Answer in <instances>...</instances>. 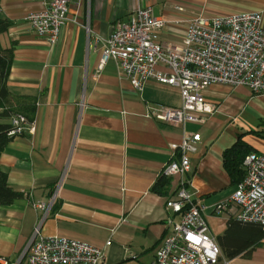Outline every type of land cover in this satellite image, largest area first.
Returning a JSON list of instances; mask_svg holds the SVG:
<instances>
[{"label":"crops","instance_id":"1","mask_svg":"<svg viewBox=\"0 0 264 264\" xmlns=\"http://www.w3.org/2000/svg\"><path fill=\"white\" fill-rule=\"evenodd\" d=\"M138 8L165 21L163 44L178 45L198 16L261 13L264 28V0H73L50 46L25 22L42 9L39 0H0V19L11 23L0 44L13 46L7 88L13 97L35 102L32 132L14 136L0 153V171L24 195L0 208V261H13L40 226L44 237L101 248V264H152L171 215L166 199L180 181L159 182L161 170L178 160L170 146L183 132L197 144L184 176L187 189L203 208L211 237L217 242L224 233L230 216L215 215L213 207L229 199L235 184L223 153L241 141L259 155L252 140L264 138V95L211 85L203 97L213 110L198 114L203 122L170 126L149 118L151 106L179 107L177 90L150 81L141 93L134 91L115 62L99 69L101 50L93 40L106 39ZM39 203H52L43 220L33 208ZM228 264H264V238L249 258Z\"/></svg>","mask_w":264,"mask_h":264},{"label":"built area","instance_id":"2","mask_svg":"<svg viewBox=\"0 0 264 264\" xmlns=\"http://www.w3.org/2000/svg\"><path fill=\"white\" fill-rule=\"evenodd\" d=\"M42 9L25 17L29 28L53 46L67 21L73 0H39ZM181 12L180 7L175 8ZM166 26L154 17L150 8H138L126 21L116 22L106 39L94 37L100 46L99 69L108 61L117 64L120 76L141 93L154 81L177 90L181 105H154L147 116L170 126L201 123L198 114L213 108L203 93L211 85L245 87L253 95H264V28L261 13H240L226 17L198 16L186 27L178 45L163 44L159 32ZM86 29L87 38L89 30ZM11 135L32 132V124L16 115L10 119ZM170 149L178 151V160L164 165L161 176L180 178L178 186L165 202L166 235L154 254L152 264H228L220 247L209 233L199 206L184 179L190 168L189 156L197 150L191 136ZM244 179L234 187L229 199L213 207L215 215L228 214L239 222L258 225L264 233V155H247L242 163ZM52 203L35 204L45 219ZM41 220V222H42ZM37 226L22 252L0 264H101L104 252L84 242L62 237H44ZM107 242L105 246H109Z\"/></svg>","mask_w":264,"mask_h":264},{"label":"trees","instance_id":"3","mask_svg":"<svg viewBox=\"0 0 264 264\" xmlns=\"http://www.w3.org/2000/svg\"><path fill=\"white\" fill-rule=\"evenodd\" d=\"M11 23L0 19V35L10 28ZM13 62V46L3 48L0 44V153L11 141L13 127L9 120L21 115L27 124L34 119L35 102L28 98H15L7 88V79ZM251 149L245 143L238 141L234 146L223 153V165L235 186L244 179L242 163L244 158L251 154ZM165 182L161 177L159 182ZM24 199L22 192L13 189L7 176L0 171V208L11 206ZM264 238V233L258 225L239 222L233 218L227 220L226 229L217 239L223 258L232 260L236 257L249 258L252 249Z\"/></svg>","mask_w":264,"mask_h":264},{"label":"rangeland","instance_id":"4","mask_svg":"<svg viewBox=\"0 0 264 264\" xmlns=\"http://www.w3.org/2000/svg\"><path fill=\"white\" fill-rule=\"evenodd\" d=\"M253 143H255L257 145V147L254 146V144L252 145L253 147H255L254 149L260 154L264 155V138H256L252 140ZM252 155H258V154H254L251 153ZM250 155V154H249Z\"/></svg>","mask_w":264,"mask_h":264}]
</instances>
